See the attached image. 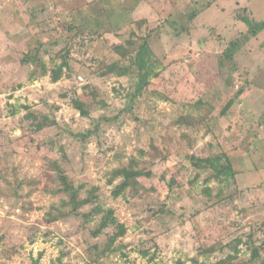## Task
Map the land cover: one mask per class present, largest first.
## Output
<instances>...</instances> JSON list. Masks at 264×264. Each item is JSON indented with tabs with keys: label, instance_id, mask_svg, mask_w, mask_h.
<instances>
[{
	"label": "rangeland",
	"instance_id": "374dc122",
	"mask_svg": "<svg viewBox=\"0 0 264 264\" xmlns=\"http://www.w3.org/2000/svg\"><path fill=\"white\" fill-rule=\"evenodd\" d=\"M243 18L263 22L264 0H0V264H262L264 28ZM62 176L93 200L77 216ZM95 205L121 237L93 236Z\"/></svg>",
	"mask_w": 264,
	"mask_h": 264
},
{
	"label": "trees",
	"instance_id": "16d2710c",
	"mask_svg": "<svg viewBox=\"0 0 264 264\" xmlns=\"http://www.w3.org/2000/svg\"><path fill=\"white\" fill-rule=\"evenodd\" d=\"M246 24H248L250 26V34L251 35H255L258 31L262 30L264 28V21L261 23H252L249 19L247 18H243L242 19ZM70 29V27H69ZM151 55L150 52V48L148 46V43L146 42V40H144L139 48L138 51L136 52V60L135 63L139 69V81L137 84V89L140 90L141 87H143L144 84H146V79L149 75V71L146 70L145 71V65H146V61L148 59V57ZM24 62L25 61H31V62H35L36 58L34 57H30V56H24V59H22ZM66 66V63L63 62L61 63V65H59L56 69H52L50 70L51 72V80L52 81H57L59 80V78L61 77L62 74V69ZM118 63H112L109 66H107L105 68L104 71V75L107 74H114L117 76H122L124 74L127 73V68L124 67H118ZM41 68H42V72L43 74L46 73V68L43 64H41ZM73 105L75 107V109H77L80 113V115L82 116H87L88 112L86 111V107H85V103L80 101L77 98H74L72 100ZM190 163L192 166L199 168V169H210L214 175V177H217L220 174H226V171L228 172L229 176L231 175H235V172L233 171V169L231 168V164H230V159L225 156L224 157V162L222 161V157L217 155L215 157H197L195 155H191L190 158ZM141 174H143L142 171H136L135 175L130 179H126L124 181H122L119 185H117L113 191H112V195L114 197H118L129 185L130 182H132L133 184L136 182V177L140 176ZM61 180L63 182V189L68 195H69V200L65 203V204H70L71 208H70V212H73L72 214L74 215H79V209L82 206L85 205H89L93 203V200L89 197H85L83 199H78V191L76 188L73 187V185L67 181V177L62 176ZM111 182V181H110ZM92 212L93 213H102L103 212V216H102V225L93 230L92 234L93 236H98L101 232L102 229L104 227H109V226H113L114 228H116V231L113 233V235L110 237L109 241L113 242L114 240H116L118 237H121L125 231H126V227L123 223L119 222L114 216H113V209H103L100 205H95L92 209V211L89 213H85L82 214V217L85 219H88L92 216ZM259 256L258 253V248H254L253 249V253H252V258H257ZM202 264V263H201ZM212 264H231V258L229 256L216 261L215 263ZM262 264H264V261L262 262Z\"/></svg>",
	"mask_w": 264,
	"mask_h": 264
}]
</instances>
